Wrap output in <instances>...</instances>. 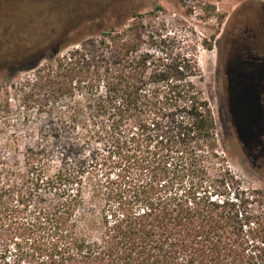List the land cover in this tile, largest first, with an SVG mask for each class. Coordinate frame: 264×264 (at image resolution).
I'll return each instance as SVG.
<instances>
[{
  "label": "trees",
  "instance_id": "obj_1",
  "mask_svg": "<svg viewBox=\"0 0 264 264\" xmlns=\"http://www.w3.org/2000/svg\"><path fill=\"white\" fill-rule=\"evenodd\" d=\"M79 24L39 46L31 69L47 59L37 79L50 109L80 135L57 166L46 146L23 160L0 150V264H264V193L251 208L193 144L214 127L196 61L165 51L148 75L143 19Z\"/></svg>",
  "mask_w": 264,
  "mask_h": 264
},
{
  "label": "rangeland",
  "instance_id": "obj_2",
  "mask_svg": "<svg viewBox=\"0 0 264 264\" xmlns=\"http://www.w3.org/2000/svg\"><path fill=\"white\" fill-rule=\"evenodd\" d=\"M256 3L261 4L264 14V0H0L1 152L23 160L27 148L42 145L50 149L52 165L57 166L64 141L80 135L56 122V110L50 109L52 96L37 79L47 59L39 61V69H31L39 46L49 48L53 36L62 35L68 24L74 27L90 21L93 30L99 28L96 22L106 25L101 27L105 30H109L107 25L122 30L143 19L146 33L140 48L148 54V75L158 58L169 51L174 56L192 57L197 63V74L191 80L214 118L211 135L193 142L204 156L199 161L208 167L211 180L233 177L235 186L229 191L233 194L237 190L243 198H250V207L259 210L264 164L253 166L229 124L217 53L226 17L253 11ZM79 99L78 95L73 99L76 108ZM147 118L153 121L155 116L151 112ZM57 124L62 128L59 136H47L46 130L59 128ZM93 144H85L82 150Z\"/></svg>",
  "mask_w": 264,
  "mask_h": 264
},
{
  "label": "flooded vegetation",
  "instance_id": "obj_3",
  "mask_svg": "<svg viewBox=\"0 0 264 264\" xmlns=\"http://www.w3.org/2000/svg\"><path fill=\"white\" fill-rule=\"evenodd\" d=\"M255 7V8H254ZM253 11H240L226 17L218 36L222 98L231 128L254 167L264 164V14L261 4ZM233 112L250 128L240 139L233 123Z\"/></svg>",
  "mask_w": 264,
  "mask_h": 264
},
{
  "label": "water",
  "instance_id": "obj_4",
  "mask_svg": "<svg viewBox=\"0 0 264 264\" xmlns=\"http://www.w3.org/2000/svg\"><path fill=\"white\" fill-rule=\"evenodd\" d=\"M233 123L236 126V132L238 134V136L240 137V139H244V133H248L250 131V128H246L244 127L241 122H239L237 120V115L233 112Z\"/></svg>",
  "mask_w": 264,
  "mask_h": 264
}]
</instances>
